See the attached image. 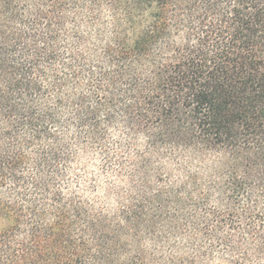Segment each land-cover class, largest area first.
Masks as SVG:
<instances>
[{"label":"trees","instance_id":"obj_1","mask_svg":"<svg viewBox=\"0 0 264 264\" xmlns=\"http://www.w3.org/2000/svg\"><path fill=\"white\" fill-rule=\"evenodd\" d=\"M0 264H264V0H0Z\"/></svg>","mask_w":264,"mask_h":264}]
</instances>
